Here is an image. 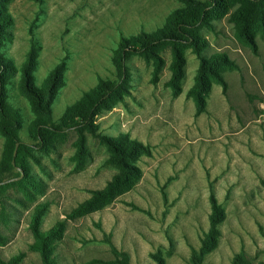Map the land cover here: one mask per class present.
<instances>
[{"label": "rangeland", "instance_id": "1", "mask_svg": "<svg viewBox=\"0 0 264 264\" xmlns=\"http://www.w3.org/2000/svg\"><path fill=\"white\" fill-rule=\"evenodd\" d=\"M240 8L239 0H219L218 10L195 29L206 42L201 56L225 61L191 93L199 69L191 48L163 46L146 54L120 47L121 38L169 28L176 10L196 12L183 0L0 1V13L10 16L0 39L6 66L0 104L19 116L15 124L0 112V260L21 253L18 264H43L29 247L31 218L44 205L40 230L64 220L50 244L51 264H191L192 250L201 256L196 264H264V26L256 22L240 33L230 19ZM175 52L183 64L173 84ZM120 62L126 83L93 124L99 135L119 137L120 145L141 144L126 159L137 173L110 202L68 219L122 166L110 162L111 151L85 128L63 124L64 111L99 80L117 81ZM54 71L61 83L49 118L61 133H48L43 147L33 133L43 116L32 110L23 74L42 88ZM4 131L21 144L15 169L5 156L11 139ZM80 134L85 143L78 156ZM211 192L222 219L200 251Z\"/></svg>", "mask_w": 264, "mask_h": 264}, {"label": "trees", "instance_id": "2", "mask_svg": "<svg viewBox=\"0 0 264 264\" xmlns=\"http://www.w3.org/2000/svg\"><path fill=\"white\" fill-rule=\"evenodd\" d=\"M33 1L39 2L40 0ZM183 1L195 6L197 8L196 12L194 10H176L171 16L169 28L159 29L152 33H141L129 38H121L120 47L121 52L127 49L146 54H154L156 49L162 48L163 46H172L175 48L180 45L191 48L194 55L199 59L198 74L191 88V93H197L203 87L204 75L208 71H211L218 63L225 61L224 56H213L209 59L201 56L202 51L206 47V42L195 32L198 25L207 23L211 15L218 10L219 0H211L210 3H200L196 0ZM239 2L241 8L232 15L230 19L234 22L240 33L246 35L247 28L256 22H261L264 26V0H239ZM9 23L10 16L0 13V39L4 37L5 28ZM130 45L132 47L128 48ZM123 55L122 53V59ZM182 64V57L175 52L169 66L171 71V83H176L181 77ZM116 66L119 79L115 82L99 80L95 88L83 94L82 97L72 105L66 107L62 123L68 127L73 126L78 129V131L80 128H85V131L92 137L99 138V140L111 151L112 156L110 162L121 165L122 170L119 174L113 176L102 189L92 191L89 199L73 208L67 215L68 219L87 213L110 202L120 191L128 187L131 178L137 173L132 166L127 164L126 159L131 158L133 153L135 154L137 151L141 150V144L136 141H129L120 145L121 140L119 137L101 136L96 132L97 126L93 124V118L99 113L102 104L111 98V96L115 95L114 93L117 90L123 89V85L126 83V70L123 63L120 62ZM5 68V60L0 53V81L1 74ZM59 83H61V78L58 71H54L50 74L42 88H37L33 85V80L29 73L24 72L23 74L24 90L29 97L32 110L43 116V118L36 119L33 125V133L43 147L48 146V133H61L60 128L55 126L49 118L53 91H55ZM0 112L4 115L6 120L15 124L18 123V113L11 106L5 103L0 104ZM11 127H14V125L11 124ZM4 132L5 135H8L11 139L10 142L6 144L5 156L9 168L15 169L17 166L19 167L20 162L18 156H13V150L16 144H18V147H21V144L19 142L17 143L15 140L16 136L14 132H11V134L6 133V131ZM84 143V136L80 134L74 145L78 156H81L83 152ZM0 174L4 176V174ZM15 175L18 176L19 173H15ZM209 201L210 215L208 232L201 240L200 251H204L211 244L214 235L217 233L216 226L222 219L220 205L215 201L212 192L210 193ZM44 210V205L40 206L31 218L30 230L33 235V243L29 248L39 253L43 264H51L50 244L61 236L64 229V220H59L50 229L42 231L39 228V223ZM22 257L23 254L20 253L6 262L0 260V264H18ZM200 258V254L192 250L191 264L198 263ZM91 262L94 263L96 261Z\"/></svg>", "mask_w": 264, "mask_h": 264}, {"label": "water", "instance_id": "3", "mask_svg": "<svg viewBox=\"0 0 264 264\" xmlns=\"http://www.w3.org/2000/svg\"><path fill=\"white\" fill-rule=\"evenodd\" d=\"M17 146H18V144L15 145V148H14V151H13V156L15 154V150H16Z\"/></svg>", "mask_w": 264, "mask_h": 264}]
</instances>
